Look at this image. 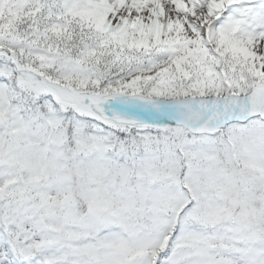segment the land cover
I'll return each mask as SVG.
<instances>
[{
	"label": "snow or ice",
	"instance_id": "1",
	"mask_svg": "<svg viewBox=\"0 0 264 264\" xmlns=\"http://www.w3.org/2000/svg\"><path fill=\"white\" fill-rule=\"evenodd\" d=\"M0 264H264V0H0Z\"/></svg>",
	"mask_w": 264,
	"mask_h": 264
}]
</instances>
